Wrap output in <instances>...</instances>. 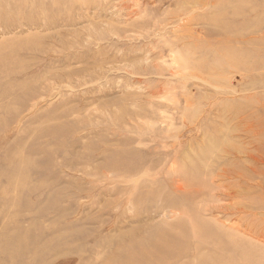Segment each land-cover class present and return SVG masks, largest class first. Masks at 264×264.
Instances as JSON below:
<instances>
[{
  "label": "rangeland",
  "instance_id": "obj_1",
  "mask_svg": "<svg viewBox=\"0 0 264 264\" xmlns=\"http://www.w3.org/2000/svg\"><path fill=\"white\" fill-rule=\"evenodd\" d=\"M159 224L177 264H264V0H0V264Z\"/></svg>",
  "mask_w": 264,
  "mask_h": 264
},
{
  "label": "bare ground",
  "instance_id": "obj_2",
  "mask_svg": "<svg viewBox=\"0 0 264 264\" xmlns=\"http://www.w3.org/2000/svg\"><path fill=\"white\" fill-rule=\"evenodd\" d=\"M173 57H176L175 59L177 61L179 60L177 59L178 57L176 55ZM173 61L175 62V60ZM178 69H180V67H178ZM157 211H160V209H157ZM165 211L166 209L162 210V212ZM178 211L179 210L166 211L167 216L171 218L172 217L171 214H172L174 215V217H176ZM151 213L152 211L148 212V214ZM156 227L160 229L161 234H158V231H156L151 237L147 238L148 240L147 244H143V247L139 248L140 251L136 254H133L132 252L127 253L126 251L118 250V252H116L111 258L110 255L108 258L105 257L94 258L90 260L82 259L80 263L81 264H95V263L97 264H177V261L182 260L183 258L188 256L187 253H184L183 251L179 250L181 248V245L178 239V232H175L173 226H170L168 224H159L156 225ZM5 264H9V263H5ZM10 264H16V261L12 259Z\"/></svg>",
  "mask_w": 264,
  "mask_h": 264
}]
</instances>
